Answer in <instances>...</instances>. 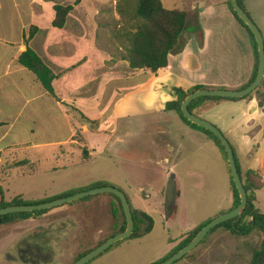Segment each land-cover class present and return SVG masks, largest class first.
<instances>
[{
    "label": "crops",
    "instance_id": "0c3cea01",
    "mask_svg": "<svg viewBox=\"0 0 264 264\" xmlns=\"http://www.w3.org/2000/svg\"><path fill=\"white\" fill-rule=\"evenodd\" d=\"M77 1L37 0L39 9H33L32 5L30 9L8 13L6 17L15 18L16 22L0 26V166L4 164L5 156L14 155L36 165L37 173L62 174L60 178H65L57 185L58 190L51 194L27 191L16 194L23 201L59 197L97 182L110 184L103 174H98V167L92 171L86 169L99 158L103 160L102 164L98 163L100 166L127 176L139 146L137 143L145 142L148 136H157L163 141V174L169 176L174 172L173 158L178 153L175 148L177 132H185L190 137L203 136L212 141L207 134L184 122L176 112L166 109L168 103L176 100L175 89L238 90L250 81L253 74L255 54L252 41L247 29L231 12L229 0H183L187 30L183 39H179L177 48L169 54L168 66L157 73L130 67L127 50L118 42L120 35L117 32L116 36L113 35L114 26L119 25L121 18L117 10L97 9L98 5H105L104 0H96L95 6L90 4L91 0H80L76 4ZM243 3L264 36V0H244ZM56 5L74 6L63 28L53 25ZM31 27L36 30L29 46L55 75L53 88L57 98L44 89L35 74L17 64L27 50L25 38ZM214 36L223 39L224 45L229 47L222 65L210 55L209 41ZM228 102L240 110V116L234 118L235 125L230 130L236 140L235 146L231 145L239 166L243 173L260 171L258 163L264 155V107H258L257 95L243 101L207 99L193 113L210 119L216 107H233ZM78 132L85 141L84 145L76 140ZM149 143L153 146L152 142ZM45 162L48 165L43 166ZM227 172L229 175L228 166ZM86 173L90 174L89 182L84 184L82 181L86 179L77 177ZM176 181L180 190L177 175ZM181 196L177 200V215ZM110 198V233L101 242L113 234L114 199ZM256 198V207L260 210L264 188L256 192ZM227 203V207L218 206L217 213L231 210L233 193ZM63 208L50 209L44 215H33L19 223H29L38 232L56 228L52 221L59 218L55 217ZM74 225L82 229L79 221H74ZM71 227L64 229V235L77 229ZM233 238L229 237L215 247L222 253V258L216 259L211 250L207 251L208 264H231L248 252L242 241L244 237L233 235ZM174 248L168 243V248L147 264L160 261Z\"/></svg>",
    "mask_w": 264,
    "mask_h": 264
},
{
    "label": "rangeland",
    "instance_id": "374dc122",
    "mask_svg": "<svg viewBox=\"0 0 264 264\" xmlns=\"http://www.w3.org/2000/svg\"><path fill=\"white\" fill-rule=\"evenodd\" d=\"M36 1L0 0V26L16 22L15 18L6 17L8 13H15L18 9H30L32 5L34 6L33 9H39L40 6L37 5ZM95 1L91 0L90 4L95 6ZM104 1L105 5H98L97 9L109 12L117 10L119 0ZM162 2L170 10L184 8L183 0H162ZM250 17L253 19L251 15ZM253 21L256 23L254 19ZM118 24L122 27L118 28L119 25L114 26L113 35L116 36L117 32L120 35L118 40L120 46L125 47L127 42L122 38L121 30L124 28V21L120 18ZM9 25L13 26L12 24ZM26 25H29V22ZM209 47L210 55L222 65L223 57L229 47H226L223 39L221 40L217 36L212 37L209 41ZM138 82L139 79H137ZM260 92L262 93L260 97L264 98V86H262ZM252 96H256V92ZM228 104L233 105V107H216L212 110L210 119L201 118L220 129L229 142L235 146L236 140L230 130L235 125L234 118L237 119L240 116V110L232 102H228ZM176 140L178 143L175 148L178 153L173 158L174 173L177 175L182 196L179 200L178 215L169 221H166L165 218L164 203L170 175L164 176L163 174V141L158 139L157 136H148L145 142L137 143L139 146L136 147L137 151L133 155L131 171L127 176L109 169L107 166H100L99 164L103 162L102 158L86 168L92 171L95 167H98V174H103V178L108 180L110 184L123 191L134 210L147 213L154 221L153 231L141 241H126L118 246L116 244L113 249L105 252L90 264H147L156 258L160 252L168 248V243L177 247L193 229L205 220L219 216L221 213H217L218 206H228L227 202L232 195L230 179L227 166L215 144L203 136L190 137L185 132H177ZM149 142H152L153 146H150ZM96 149L98 152L101 151L99 148ZM262 156L258 167L264 176V155ZM5 157V162L0 168L3 170L1 181L8 200L16 198V194L21 191L23 193L27 191L35 194H51L58 190L56 189L57 185L65 179L60 178L62 174H49L44 171L29 174L30 170L27 167L19 168L10 173L8 168L21 165V160L15 158L14 155ZM45 165H48V162L43 163V166ZM89 175L86 173V175H80L77 178L79 180L86 179L82 182L87 184ZM106 195L100 194L90 200L72 202L65 206L52 208V211H57L65 207L55 217L69 219L61 229L52 227L47 229V232H38V230H33V226L29 223L0 226V264H14L9 263L5 255L11 253L12 249L22 239L25 238L46 247L49 241L46 242L44 238L64 239V229L67 230L73 226L74 221L77 220L84 232L82 239H76L73 236L72 241L52 242V248H54L53 264H76L79 255L96 248L101 242L100 240L106 238L110 233L108 224L111 222V219L109 221V199H111V196ZM260 208L264 213V201L261 203ZM25 231H27L26 234H24ZM77 233L80 236V231ZM225 235L227 237H223ZM229 237L233 238L231 232L224 228L218 229L189 254V257L177 264H208V250L212 251L211 254L214 258H222V253L216 250L215 247L220 246L223 240ZM262 239L263 236L258 231L245 236L242 241H244V248L248 252L241 259L233 260L231 264H250L252 252L259 248ZM16 264L21 263L17 262Z\"/></svg>",
    "mask_w": 264,
    "mask_h": 264
},
{
    "label": "trees",
    "instance_id": "16d2710c",
    "mask_svg": "<svg viewBox=\"0 0 264 264\" xmlns=\"http://www.w3.org/2000/svg\"><path fill=\"white\" fill-rule=\"evenodd\" d=\"M243 1L244 0H239V3L241 7L245 10V12H247ZM79 3L80 0L76 2V4ZM133 3H135L134 6ZM228 6L231 12L233 13V15L235 16V18L237 19V21L245 29H247L252 41V46L255 54V66H254L253 74L250 81L241 88L244 89L255 81L258 73L259 57H258L257 43L250 29L240 20L238 15L235 13L231 0H229ZM73 9L74 6L72 5H67V6L56 5L54 7V10L56 12V19L53 22L54 27L63 28L64 25L66 24L69 13ZM117 11L121 16V19L124 21L123 24L124 28L121 29L123 36L122 38H124L127 42L125 48L128 53L127 59L130 63V67L137 71L142 70V71H149L151 73H157L159 70L166 68L169 63L170 52L177 48L181 33L185 29H187L186 11L182 9L168 10L164 7L162 0H119L117 3ZM248 15L250 16V14ZM35 30H36L35 27H31L28 37L25 38V42L27 44V50L21 54V56L17 60V64L29 70L33 74H35L39 82L44 87V89L51 96L57 98L53 88V81L55 79V75L53 74L51 69L43 62V60L39 57V55L29 46V42L33 38ZM262 86H264V81L256 91V95L258 97H260V95L262 94L260 92ZM201 89H207V88L195 87L188 91H185L183 89H175L176 100H174L171 103H168L166 109L168 111L176 112L181 117V119L187 124H189L191 127L207 134L208 137L215 143V145L220 150L225 162L227 163L228 171L230 175L231 188L233 193V206L229 211H232L239 206L241 199L230 173L227 154L225 152L224 147L222 146L220 140L217 137H215L211 132L189 122L187 119L183 117L181 112L182 104L184 100L187 98V96ZM252 97H253L252 95L241 99H222V98L202 97L197 100H194L189 105V109L193 113L196 107H198L199 104H201L203 101L207 99L243 101V100L251 99ZM85 120L92 125L96 124L95 122H90L87 119ZM76 140H78L81 145H84L85 143L80 132L77 133ZM83 154L86 155L84 148H83ZM237 165H238L239 173L242 177L244 187L248 194L247 208L245 209L241 217L229 220L212 229V231L209 233V235L203 242H205L210 235H212L218 229L221 228L226 229L227 231L231 232L233 235L238 237H245L255 231H258L259 233L262 234L263 239L259 248L255 249L252 252V258L250 264H264V213L256 207V201H257L256 192L264 188V179L260 171L249 170L246 173H243L239 166L238 161H237ZM22 167L29 168L30 170L29 174H33L37 172V166L31 165L28 161H21V165H18L15 168H8V170L11 171L13 169L22 168ZM2 173L3 170L2 168H0V208L19 206V205H37L45 202H51L64 197H69L78 192H84L94 188L110 186V184L107 182H97L86 189L65 193L59 197L49 198L42 201L27 202V201H23L20 197H16L11 201H7L5 197L3 182L1 181ZM108 195L115 200L112 206V213L114 217L112 236H114L126 230V226H127L126 216L123 210L121 200L113 194H108ZM90 198L92 197H88L85 199H90ZM132 210L135 220V230L130 238L118 243L117 246L126 241L142 239L143 237L149 235L153 231L154 228L153 219L145 212L134 210L133 208ZM48 211L49 210L38 211V212L16 213V214H8L5 216H0V226L23 222L29 220L31 217H33V215H44ZM211 220L212 219H209L208 221L202 223L201 225L193 229L189 233L188 237L183 242H181L177 247H175L171 251V253H169L165 258L153 264H160L161 262L167 260L174 254L179 252L181 249H183L194 239V237L198 234V232ZM105 241L100 242L99 245H101ZM113 248L114 247H112L111 249ZM92 250L93 249H90L88 251H85L83 254L79 255L76 262L79 261L84 255H86ZM189 256L190 255L185 256L183 259L179 260L175 264L179 263L180 261L184 260Z\"/></svg>",
    "mask_w": 264,
    "mask_h": 264
},
{
    "label": "water",
    "instance_id": "95a60500",
    "mask_svg": "<svg viewBox=\"0 0 264 264\" xmlns=\"http://www.w3.org/2000/svg\"><path fill=\"white\" fill-rule=\"evenodd\" d=\"M233 9L235 13L238 15L240 20L250 29L252 34L254 35L255 41L257 43L258 49V57H259V66L258 73L255 81L244 89L231 90V89H201L193 92L188 95L184 100L181 108L182 115L189 122L204 128L205 130L211 132L215 137H217L222 146L225 149L228 159V165L230 168V173L233 178L236 189L238 190L241 202L239 206L229 212L223 213L215 218H213L208 224H206L194 237V239L186 245L179 252L168 258L167 260L161 262L160 264H175L179 260L183 259L185 256L191 254L198 246L207 238L209 233L217 227L218 225L225 223L229 220L241 217L247 208L248 205V194L244 187L242 177L239 173L236 156L234 152V148L232 147L229 140L225 137L223 132L218 129L211 122L206 121L194 113H192L189 109V105L194 101L202 97H210V98H222V99H241L244 97H248L255 93L258 88L262 85L264 81V36L261 32L259 26L253 21V19L248 15L247 12L241 7L239 0H231ZM187 29H185L181 35L180 40L183 39V35L185 34ZM172 52V51H171ZM170 52V53H171ZM263 102L258 103V107H262ZM100 194H113L117 196L122 203L123 210L126 216V230L122 233L114 235L106 240L104 243L94 248L92 251L84 255L76 264H88L91 261L95 260L99 256L103 255L109 249H111L116 244L128 239L131 237L135 230V220L133 215V210L131 204L129 202L126 194L115 186H107L94 188L88 191L80 192L74 194L69 197H64L61 199H57L51 202H45L37 205H19V206H11L6 208H0V216H5L8 214H16V213H25V212H38L50 210L52 208L62 206L67 203H71L74 201H78L90 196H96ZM181 196V191L177 187L176 174L172 172L170 174L169 183L167 185L166 197L164 203L165 209V218L166 221H169L171 218L177 216L178 205L177 200Z\"/></svg>",
    "mask_w": 264,
    "mask_h": 264
},
{
    "label": "flooded vegetation",
    "instance_id": "af4514ba",
    "mask_svg": "<svg viewBox=\"0 0 264 264\" xmlns=\"http://www.w3.org/2000/svg\"><path fill=\"white\" fill-rule=\"evenodd\" d=\"M258 98H260L259 102H263L262 107H264V98ZM68 220L69 219L66 217H59L52 222L55 223L56 227H59L61 229L62 226L66 225ZM71 228L75 229L77 228V226L74 225ZM78 231H80V236L77 233ZM73 236L76 237V239H82V230H79V228H77L75 229V232L65 234V238L60 240H54L53 237L44 238L46 242L49 241L48 246L46 247H42L39 243L32 242L24 238L12 249L11 253H6L5 256L9 263L14 264H16L17 262H20L21 264H53L54 248H52V242H66L68 240L72 241Z\"/></svg>",
    "mask_w": 264,
    "mask_h": 264
}]
</instances>
